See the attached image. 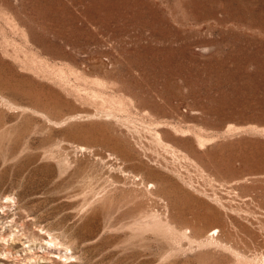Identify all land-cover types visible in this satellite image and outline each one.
I'll return each instance as SVG.
<instances>
[{"label": "rangeland", "instance_id": "1", "mask_svg": "<svg viewBox=\"0 0 264 264\" xmlns=\"http://www.w3.org/2000/svg\"><path fill=\"white\" fill-rule=\"evenodd\" d=\"M32 254L264 263V0H0V258Z\"/></svg>", "mask_w": 264, "mask_h": 264}, {"label": "bare ground", "instance_id": "2", "mask_svg": "<svg viewBox=\"0 0 264 264\" xmlns=\"http://www.w3.org/2000/svg\"><path fill=\"white\" fill-rule=\"evenodd\" d=\"M63 17V16H62ZM9 18V17H8ZM9 22V21H8ZM92 64V63H91ZM18 234V233H17ZM52 237V236H51ZM54 238H51V240L49 241V242H45L44 244H46V248H48V249H52L51 248V245H53L52 247H54V246H56L57 244H59V243H56L54 240H53ZM9 240V239H8ZM44 241V240H43ZM15 245V244H14ZM45 246V245H44ZM48 246V247H47ZM58 246V245H57ZM218 246V245H217ZM12 250V249H11ZM17 251V250H16ZM22 251V250H21ZM51 253V252H50ZM26 254V253H25ZM35 254V253H34ZM33 255V254H32ZM70 255V254H69ZM8 256V255H7ZM10 256V255H9ZM8 256V257H9ZM56 257H62V256H60L59 254H57V255H55ZM64 256V255H63ZM72 256V255H71ZM71 256H69L68 258H66V257H64V258H66V259H70L71 258ZM33 258H34V260L36 261L37 259H44V260H49V261H51L53 264H62V263H60V262H58V261H56L55 259L53 260V259H50V258H47L45 255H33ZM63 258V257H62ZM73 258V257H72ZM9 259V258H8ZM32 261V260H31ZM264 262V261H263ZM28 263H29V261H28ZM261 263V262H260ZM0 264H9V261L7 260V259H5V258H0ZM262 264H264V263H262Z\"/></svg>", "mask_w": 264, "mask_h": 264}]
</instances>
